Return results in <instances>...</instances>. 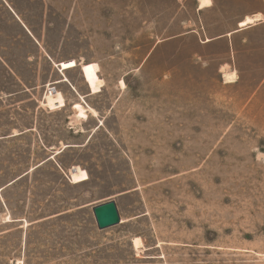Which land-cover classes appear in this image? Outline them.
Returning a JSON list of instances; mask_svg holds the SVG:
<instances>
[{"label": "rangeland", "instance_id": "374dc122", "mask_svg": "<svg viewBox=\"0 0 264 264\" xmlns=\"http://www.w3.org/2000/svg\"><path fill=\"white\" fill-rule=\"evenodd\" d=\"M263 2L0 0V264H264Z\"/></svg>", "mask_w": 264, "mask_h": 264}, {"label": "water", "instance_id": "95a60500", "mask_svg": "<svg viewBox=\"0 0 264 264\" xmlns=\"http://www.w3.org/2000/svg\"><path fill=\"white\" fill-rule=\"evenodd\" d=\"M69 178V176L67 175ZM94 216L100 229H106L118 224L121 220L117 202L111 198L93 206Z\"/></svg>", "mask_w": 264, "mask_h": 264}, {"label": "bare ground", "instance_id": "6f19581e", "mask_svg": "<svg viewBox=\"0 0 264 264\" xmlns=\"http://www.w3.org/2000/svg\"><path fill=\"white\" fill-rule=\"evenodd\" d=\"M199 3V8L203 9L206 7H210L213 4V0H198ZM259 19H262V15L261 13L256 14L254 16L251 15H247L244 19V24L249 25V24H254L256 23V21H258ZM230 34V33H229ZM207 41H210L209 38H207ZM226 78L229 79V81L231 82L235 76L234 73H226ZM123 85L125 84L124 81L121 82ZM88 85L90 90L92 91V93H97L100 91L101 89V85L99 83V79L96 77L90 78L88 81ZM77 109L81 112L84 113L86 112V109L81 107V106H77ZM134 243L136 247L140 246V242L138 238L134 239Z\"/></svg>", "mask_w": 264, "mask_h": 264}, {"label": "crops", "instance_id": "0c3cea01", "mask_svg": "<svg viewBox=\"0 0 264 264\" xmlns=\"http://www.w3.org/2000/svg\"><path fill=\"white\" fill-rule=\"evenodd\" d=\"M264 3V2H263ZM8 7L13 11V13L15 14V12H14V10L8 5ZM201 9V8H200ZM259 13H261V15H262V19H259L258 21H264V10H261V11H259V12H256V13H254V14H252L251 16H254V15H256V14H259ZM16 15V14H15ZM17 16V15H16ZM24 25V24H23ZM25 26V25H24ZM54 63V62H53ZM70 85L74 88V86L72 85V83H70ZM75 89V88H74ZM48 160H50V159H47L46 161H48ZM45 161V162H46ZM64 170V169H63Z\"/></svg>", "mask_w": 264, "mask_h": 264}]
</instances>
